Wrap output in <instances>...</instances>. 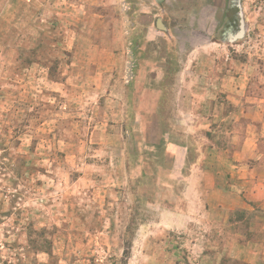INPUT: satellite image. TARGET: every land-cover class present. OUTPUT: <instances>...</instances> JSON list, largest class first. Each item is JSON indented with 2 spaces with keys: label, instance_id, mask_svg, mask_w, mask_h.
Returning a JSON list of instances; mask_svg holds the SVG:
<instances>
[{
  "label": "rangeland",
  "instance_id": "374dc122",
  "mask_svg": "<svg viewBox=\"0 0 264 264\" xmlns=\"http://www.w3.org/2000/svg\"><path fill=\"white\" fill-rule=\"evenodd\" d=\"M105 45L116 81L66 83ZM253 99L264 0H0V264H247L221 153Z\"/></svg>",
  "mask_w": 264,
  "mask_h": 264
},
{
  "label": "crops",
  "instance_id": "0c3cea01",
  "mask_svg": "<svg viewBox=\"0 0 264 264\" xmlns=\"http://www.w3.org/2000/svg\"><path fill=\"white\" fill-rule=\"evenodd\" d=\"M82 49L83 52L81 53H84V51L87 49V46L83 47ZM89 49L90 51H93V55H96L95 58L89 57L87 60H83L79 63L76 62L78 61L76 57L71 55L69 62L66 64L68 69L62 74V78H65L66 83H69L71 76L73 78H79L81 75L82 79L90 82L93 80H98L101 82L100 79L102 78H109V81H116L117 77H120L123 72L122 70L124 64L123 62H119L121 60L116 57L113 52H111L110 45H105V47L96 48L93 50H91V48ZM81 53L79 56L82 55ZM148 65L149 64H147L145 67ZM69 70H71L72 73H70ZM142 73L143 71H141V74ZM242 75H244V71L243 73L238 72L236 79L238 81L241 80ZM142 77L139 79L138 76V79L130 80L132 82L138 81L140 83ZM225 81L226 80L223 82ZM223 85L224 83L222 86ZM115 87L117 88V86ZM178 89L179 86L172 88L174 94ZM228 91L229 90H227V93L229 94ZM238 93L244 96V91L242 88L240 91H238ZM112 94H116L115 89ZM111 102L115 105V102L111 101L110 95L104 98V106H101V109L105 116L111 112L109 111ZM252 103H254L255 106L253 105V107H250L248 111L245 112L239 108L238 113L233 115L234 117H237L230 118L229 123L236 122L240 117L239 114L242 113L244 114V117H250V120L246 121L243 125H240L239 128V124L237 126L236 124L232 125L236 136H233L232 139L231 155L228 157L226 154L227 152H222L221 155L225 156L227 160L226 163H228L234 169V171L228 173L230 175V184H228V187L224 191L228 194L227 197L235 194L238 199L237 204H234L235 206L230 208V210L237 209L238 212L246 213V217H249V215L252 214L254 217L247 223V232L254 233L258 238L251 241L246 239L245 242L238 243L236 246L235 257L247 264H258L256 257L259 256L258 253L264 251V242L260 240L264 239V217L262 218V213L258 212L262 211L264 213V109H258L259 107L256 106L258 105V100L253 99ZM112 109L115 110V106H113ZM107 119L110 120V117ZM101 124L107 125L109 128L113 127L110 122ZM96 126L102 129L100 124H97ZM230 136L231 135H229L228 140H226L228 144L230 143ZM110 138L111 135L109 136L108 140H110ZM171 146H173L172 150L175 152V144H172ZM237 236H239L242 240L244 239V235ZM158 258L159 254L154 256L155 260H153L156 261Z\"/></svg>",
  "mask_w": 264,
  "mask_h": 264
}]
</instances>
